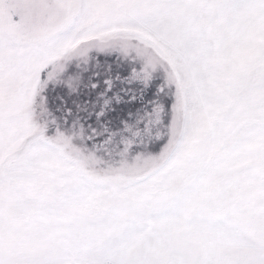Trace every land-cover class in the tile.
<instances>
[{
    "label": "snow or ice",
    "instance_id": "6c2138e0",
    "mask_svg": "<svg viewBox=\"0 0 264 264\" xmlns=\"http://www.w3.org/2000/svg\"><path fill=\"white\" fill-rule=\"evenodd\" d=\"M0 264H264V0H0Z\"/></svg>",
    "mask_w": 264,
    "mask_h": 264
}]
</instances>
